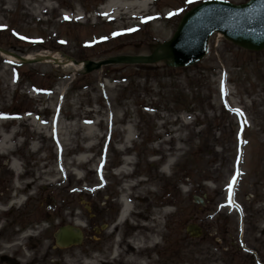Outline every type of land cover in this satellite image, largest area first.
Wrapping results in <instances>:
<instances>
[{
	"label": "rangeland",
	"instance_id": "obj_1",
	"mask_svg": "<svg viewBox=\"0 0 264 264\" xmlns=\"http://www.w3.org/2000/svg\"><path fill=\"white\" fill-rule=\"evenodd\" d=\"M109 1L149 4L104 13ZM201 1L0 0V46L79 61L149 55ZM146 66L81 79L54 64L15 68L0 55V256L8 264H97L86 257L88 215L119 214L120 196L132 209L123 223L142 229V248L157 251L158 264H264V51L217 32L194 66ZM32 207L30 221L59 214L54 227L80 224L83 245L59 250L47 223L9 227ZM193 223L199 239L185 232Z\"/></svg>",
	"mask_w": 264,
	"mask_h": 264
},
{
	"label": "water",
	"instance_id": "obj_2",
	"mask_svg": "<svg viewBox=\"0 0 264 264\" xmlns=\"http://www.w3.org/2000/svg\"><path fill=\"white\" fill-rule=\"evenodd\" d=\"M215 32L221 33L233 45L246 51L264 50V0H249L242 4H233L224 0H207L181 18L176 31L169 41L162 43L150 55H117L100 61H84L81 70L90 74L107 65L155 64L164 61L168 67L186 68L198 63L207 53L208 39ZM0 53L20 61V64L33 65L51 59L56 65L66 66L70 62L79 64L74 59L36 57L28 59L0 48ZM194 203L202 206V198L193 196ZM186 233L190 238L202 235L201 228L189 224ZM59 247L81 245L82 231L73 226L60 227L54 235Z\"/></svg>",
	"mask_w": 264,
	"mask_h": 264
},
{
	"label": "flooded vegetation",
	"instance_id": "obj_3",
	"mask_svg": "<svg viewBox=\"0 0 264 264\" xmlns=\"http://www.w3.org/2000/svg\"><path fill=\"white\" fill-rule=\"evenodd\" d=\"M118 217V214L109 218H103L97 213L88 215L86 257L97 264H158L152 258L153 255L158 256L157 251H152L150 246H145L147 250L143 251L145 248H142L141 242L142 229L136 226L134 221L120 223ZM62 218L56 214L53 217H48L45 221H48L46 222L48 228H52L54 227L52 222L55 220L61 222ZM43 219L46 218L43 217ZM60 226L59 223L53 229ZM52 241L55 244L54 233H52ZM73 248L78 247L60 250L66 251Z\"/></svg>",
	"mask_w": 264,
	"mask_h": 264
},
{
	"label": "bare ground",
	"instance_id": "obj_4",
	"mask_svg": "<svg viewBox=\"0 0 264 264\" xmlns=\"http://www.w3.org/2000/svg\"><path fill=\"white\" fill-rule=\"evenodd\" d=\"M149 3L147 1H144V3L139 4V3H135V2H118L115 3L113 1H109L106 4H104L102 7H100V10L103 11L104 13H109L114 9H120V10H125L126 12L128 11H134L137 10L138 12L141 10H144L145 6H147ZM49 55L52 56V58H56L59 57L58 54H52L51 52H42V53H38V54H28L25 57L28 59H33L36 57H43L44 55ZM45 57V56H44ZM5 59H8L9 61H14L16 62V60H13V58L7 57ZM61 61H64L63 58H58ZM46 63H53V61L51 59L46 60ZM83 63H79V64H72L71 62L69 64H67L65 66V68L68 69H72L74 72H81V68H82ZM62 66V65H61ZM121 212L119 214L118 217V221L120 223H123L124 220L126 219V217L128 216V214L131 212V207L129 205V203L127 202L126 198L121 197ZM80 225V224H79ZM148 242L150 243V245H152V243H156V238H152L149 237L148 238Z\"/></svg>",
	"mask_w": 264,
	"mask_h": 264
},
{
	"label": "trees",
	"instance_id": "obj_5",
	"mask_svg": "<svg viewBox=\"0 0 264 264\" xmlns=\"http://www.w3.org/2000/svg\"><path fill=\"white\" fill-rule=\"evenodd\" d=\"M193 7V6H192ZM192 7H190V8H188L187 10H189V9H191ZM77 61H79V59H77V58H75ZM83 60H88V59H83ZM81 61V60H80ZM139 68H147L148 66H146V65H137ZM15 67H18L17 65L15 66ZM109 67H112V66H107V67H105V68H109ZM149 68H151V67H149ZM79 75V77L81 78V79H85V78H87L89 75H85V74H78ZM27 112V111H26ZM14 113L15 114H19V111H17V112H15L14 111ZM51 207H53L52 205H48L47 206V209H51ZM37 208L38 207H32L31 209H26L24 212H22V211H20V213H18L17 215H20V214H25V217L24 218H22V219H13V221L12 220H10L9 221V226H12L13 225V223L16 225V226H18L21 230H23V229H25V227H26V225H29V224H32L34 221H30V219L28 218V219H26L28 216H32V215H34V213L36 212V210H37ZM29 212V213H28ZM8 226V225H7Z\"/></svg>",
	"mask_w": 264,
	"mask_h": 264
},
{
	"label": "snow or ice",
	"instance_id": "obj_6",
	"mask_svg": "<svg viewBox=\"0 0 264 264\" xmlns=\"http://www.w3.org/2000/svg\"><path fill=\"white\" fill-rule=\"evenodd\" d=\"M188 3H193L195 0H187Z\"/></svg>",
	"mask_w": 264,
	"mask_h": 264
}]
</instances>
